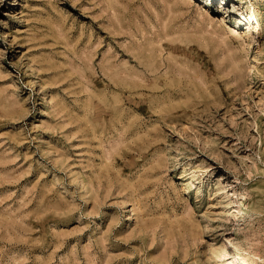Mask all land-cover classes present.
Returning <instances> with one entry per match:
<instances>
[{"label":"rangeland","instance_id":"rangeland-1","mask_svg":"<svg viewBox=\"0 0 264 264\" xmlns=\"http://www.w3.org/2000/svg\"><path fill=\"white\" fill-rule=\"evenodd\" d=\"M0 264H264V0H0Z\"/></svg>","mask_w":264,"mask_h":264},{"label":"bare ground","instance_id":"bare-ground-1","mask_svg":"<svg viewBox=\"0 0 264 264\" xmlns=\"http://www.w3.org/2000/svg\"><path fill=\"white\" fill-rule=\"evenodd\" d=\"M249 32V31H248ZM217 163V162H216Z\"/></svg>","mask_w":264,"mask_h":264}]
</instances>
